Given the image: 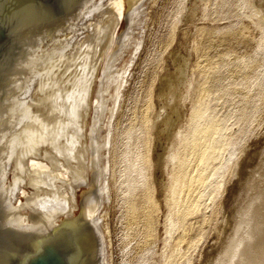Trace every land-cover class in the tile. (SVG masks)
I'll return each mask as SVG.
<instances>
[{
  "label": "rangeland",
  "instance_id": "obj_1",
  "mask_svg": "<svg viewBox=\"0 0 264 264\" xmlns=\"http://www.w3.org/2000/svg\"><path fill=\"white\" fill-rule=\"evenodd\" d=\"M146 32L123 92L112 264H264V0H160Z\"/></svg>",
  "mask_w": 264,
  "mask_h": 264
},
{
  "label": "water",
  "instance_id": "obj_2",
  "mask_svg": "<svg viewBox=\"0 0 264 264\" xmlns=\"http://www.w3.org/2000/svg\"><path fill=\"white\" fill-rule=\"evenodd\" d=\"M160 0H0V264H112L126 77Z\"/></svg>",
  "mask_w": 264,
  "mask_h": 264
},
{
  "label": "bare ground",
  "instance_id": "obj_3",
  "mask_svg": "<svg viewBox=\"0 0 264 264\" xmlns=\"http://www.w3.org/2000/svg\"><path fill=\"white\" fill-rule=\"evenodd\" d=\"M194 16H195V15H194ZM166 81H167V80H166ZM168 83H169V82H168ZM167 85H168V84H167ZM169 85L171 86L170 83H169ZM170 86H169V87H170ZM170 89H171V87H170ZM165 92H166V91H165ZM162 95H163V93H162ZM166 95H167V94H166ZM164 96H165V95H164ZM166 97H167V96H166ZM162 98H163V97H162ZM158 117H159V116H158ZM146 122H147V121H146ZM146 122H145V123H146ZM164 123H165V120H164ZM147 124H148V123H147ZM150 124H151V122H150ZM165 124H166V123H165ZM167 126H168V124H167ZM147 129H148V127H147ZM151 129H152V128L149 127V129H148V133H149V131H151ZM163 132H164V131H163ZM148 136H149V135H148ZM148 144H149V143H148ZM169 149H170V148H169ZM169 149H168V150H169ZM168 150H167V151H168ZM203 151H204V150H203ZM147 152H148V151H147ZM196 152H197V151H196ZM202 154H203V153H202ZM167 155H168V154H167ZM151 159H152V158H151V154H150V155L148 154V155L145 157V159H144V160L146 161V167H145V168L147 169V173L145 174L146 177H147V180H146L147 182L145 181L146 184H147L146 187H145V188H146L145 191H147V193H148L147 196H150V198L152 197V195H153L152 193L154 192V190H153V188H154V184H152L151 181H150V179H151V169H150V168H151V164H152V162H151L152 160H151ZM153 165H154V164H153ZM141 167H142V166H141ZM142 168H143V167H142ZM145 168H143V169H145ZM140 169H141V168H140ZM145 171H146V170H145ZM143 173H144V171H143ZM141 174H142V170H141ZM145 175L143 176L144 178H146ZM194 180H195V179H194ZM196 183H197V182H196ZM202 183H203V182H202ZM152 191H153V192H152ZM193 195H194V194H193ZM156 202H157V201H156ZM151 203H152V202H151ZM155 206H156V203H154V207H155ZM249 208H250V207H249ZM248 214H249V211H248V213H247L246 215H248ZM256 215H257V214H256ZM263 216H264V215H263ZM244 218H245V217H244ZM261 220H262V219H261ZM261 220H260V221H261ZM262 221H263V220H262ZM247 223H248V222H247ZM249 223H251V222L249 221ZM259 223H260V222H259ZM261 223H262V222H261ZM261 225H262V224H261ZM256 226H258L257 223H256ZM260 228H261V227H259L258 229L260 230ZM247 229H248V228H247ZM255 229H256V228H255ZM242 230H243V229H242ZM242 230H241V231H242ZM256 230H257V229H256ZM263 230H264V229H263ZM245 231H246V230H245ZM260 232H261V231H260ZM261 233H262V232H261ZM261 233H260V235L262 236L263 234H261ZM263 233H264V231H263ZM241 234H243V233H241ZM251 234H252V232H251ZM248 235H249V234H248ZM252 235H253V234H252ZM250 236H251V235H250ZM253 236H254V235H253ZM246 237H247V236H246ZM251 237H252V236H251ZM262 237H263V236H262ZM242 238H243V237H242ZM247 238H248V237H247ZM238 239H239V237H238ZM255 239H256V238H255ZM249 241H250V240H249ZM257 241H259V240H257ZM259 243H260V242H259ZM259 243H258V244H259ZM241 244H242V243H241ZM235 245H236V244H235ZM235 245H234V246H235ZM260 245L262 246V245H264V243H262V244L260 243ZM249 246H250V245H249ZM256 246H257V245H256ZM256 246H255V247H256ZM257 247H258V246H257ZM262 247H264V246H262ZM227 248H228V247H227ZM234 248H235V247H234ZM246 248H247V246H246ZM236 249H237V248H236ZM228 250L230 251V248H229ZM234 250H235V249H234ZM246 250H247V249H246ZM250 251H251V250H250ZM250 251H248V253H249ZM251 252H252V251H251ZM251 252H250V253H251ZM237 253H238V252H237ZM255 253H256V252H255ZM225 254H226V253H225ZM252 254H253V252L251 253V255L249 254V256H251V258H252V257H253V258H256V257H254V255L252 256ZM230 255H231V253H230ZM230 255L228 254V257H230ZM232 255H233V254H232ZM262 255H263V254H262ZM243 256H244V255H243ZM224 257H225V256H224ZM263 257H264V256H263ZM231 259H232V258H231ZM243 259H244V257H243ZM258 259H259V257H258ZM230 261H231V260H230ZM244 262H246V261H244ZM251 262H252V261H251ZM257 262H258V261H257ZM230 263H231V262H230ZM247 263H248V260H247ZM249 263H250V262H249ZM227 264H228V263H227Z\"/></svg>",
  "mask_w": 264,
  "mask_h": 264
}]
</instances>
